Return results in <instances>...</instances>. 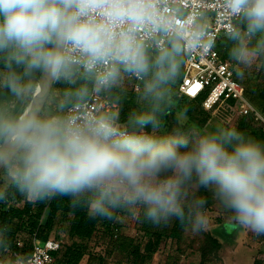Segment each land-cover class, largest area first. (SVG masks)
<instances>
[{"label": "clouds", "instance_id": "clouds-1", "mask_svg": "<svg viewBox=\"0 0 264 264\" xmlns=\"http://www.w3.org/2000/svg\"><path fill=\"white\" fill-rule=\"evenodd\" d=\"M158 3L0 0V91L27 107L13 116L0 104V174L29 202L67 196L90 219L139 213L154 226L176 220L194 234L209 223L203 188L232 221L264 236V142L235 126L157 135L178 79L181 42L192 47L204 37L201 26L163 15ZM222 4L234 20L226 30L228 57L242 79L264 67V0ZM141 29L166 34L170 46L150 55ZM122 70L144 81L140 106L126 122L73 111L90 94L118 87ZM79 80L86 83L76 86ZM45 81L69 85L49 110ZM8 198L0 186V203ZM8 232L0 225V250ZM0 264L26 258L0 255Z\"/></svg>", "mask_w": 264, "mask_h": 264}, {"label": "trees", "instance_id": "trees-1", "mask_svg": "<svg viewBox=\"0 0 264 264\" xmlns=\"http://www.w3.org/2000/svg\"><path fill=\"white\" fill-rule=\"evenodd\" d=\"M226 44L230 46V42L225 39ZM224 43V42H223ZM221 46H225V44ZM227 45V48H228ZM170 46V40L167 47ZM150 55H154L156 51L147 50ZM180 70L175 86H178L183 78V63L184 55L179 58ZM264 70V67H261ZM86 83L84 80H79L76 86ZM38 87V86H37ZM69 87L66 83L54 82L51 92L57 89L58 94L54 96L52 108L55 106V100L64 94V90ZM91 88V84H89ZM120 85L107 90L110 98L120 104L118 113L119 121L124 123L128 118L131 110L138 108V95L128 97L124 92H121ZM257 98L259 101H264V79L261 86L257 90ZM35 95V94H34ZM206 95H202L196 99H189L181 96L178 91L171 95V106L162 117V124L167 123L169 118H173L183 129L201 131L205 129L210 118L211 112L205 110L202 102ZM137 100V101H136ZM0 103H7L11 105L10 114L13 116H20L27 107L14 101V99L4 91H0ZM46 108V106H45ZM161 124V125H162ZM235 126L239 130L256 137L261 142H264V128L261 124L256 122L250 115L235 114L228 122L226 127ZM9 198L6 203H0V225L8 227L9 232L7 237H10L11 246L15 252L21 254L26 259L30 256L33 248V235L45 242L52 232L62 239V235L57 233L58 224L67 223V234L65 242L58 251L53 252L54 264H82L81 262L86 258L85 264H105V258L101 254L91 252L88 242L95 236L99 229H103L105 233H109L114 241L118 244L114 246V250L125 255L128 258L137 256L141 250L142 245L137 243L135 238L124 236L121 238L116 233L112 224L102 222L101 218L90 219L87 215V209L84 206L72 207V201L67 196H56L50 200L41 202H29L26 200L24 205H12L11 202H21L25 198L19 196L15 192V188L9 185L7 187ZM182 225L179 221L174 222V227L170 233L171 237H178ZM27 228V231H26ZM24 230L26 231L24 233ZM25 234L24 236H21ZM163 234L157 236L153 244L158 245ZM227 238L230 235L226 236ZM18 241L23 242V246L17 245ZM211 248L209 255L217 254L222 244L216 238H210ZM148 249L150 243L147 244ZM206 253H202L200 264H206Z\"/></svg>", "mask_w": 264, "mask_h": 264}, {"label": "rangeland", "instance_id": "rangeland-1", "mask_svg": "<svg viewBox=\"0 0 264 264\" xmlns=\"http://www.w3.org/2000/svg\"><path fill=\"white\" fill-rule=\"evenodd\" d=\"M203 20H205V23L210 22L207 15L199 20V23H203ZM223 44H225V46L221 47V53L224 57L229 58V45L228 43L226 44L225 40ZM263 76L264 74L262 70L254 68L246 71L241 80L245 83L248 96L257 107L263 110L264 113V105L258 100L256 94L257 86ZM236 78L240 80L238 76H236ZM119 85L121 87V92H124L128 97H131L134 96V94L138 95L139 92L142 93L144 81L141 82L139 91H134L129 82L124 79L120 81ZM175 92H177V87L173 85L172 94ZM57 94V89H55L54 92H51L45 110L52 108L54 96ZM0 104L6 105L8 112L10 113L11 105L7 103ZM139 106L140 105L138 104V107ZM105 116H108V114L100 113V117ZM228 122L225 114H218L217 112L211 114V118L205 129L196 132L204 134L215 131L217 127H226ZM174 129L188 131V129H183L178 122L170 117L167 123L161 125L157 135H167ZM9 185L7 177L0 174V186L8 187ZM198 194L207 199L206 207L209 223L206 230L194 234L191 231H186L184 226H182L178 237L175 238L170 236L175 220L167 226H154L149 222L142 221V217H140L139 213L137 216H133L128 212L117 211L112 220L101 218V223L106 222L112 224L114 230L121 236V238L124 236L135 238L137 243L142 245L141 252L137 256L128 258L115 251L114 246H117L118 243L113 240L109 233H105L102 228L99 229L95 236L88 242L91 252L103 255L105 258V264H200L202 253H206L207 255L206 264H226L223 261V257L226 256V254L232 255L233 253L231 249L242 252V255L244 256L243 264H253L255 260L264 258V236L255 235L250 230H247L232 221L230 219V213L220 207L218 202L214 199L212 191L201 188L199 189ZM25 202L26 199L22 200L21 204L14 201L10 204L24 205ZM67 225V223H60L57 226V233H60L63 236L62 245L66 241ZM26 231L24 230V233ZM160 233L163 234L162 239H160L158 245L153 244ZM24 235L25 234L21 236ZM227 235H230V237L227 238ZM211 237L222 242V247L215 255H209ZM6 239L7 245L10 246L6 245L5 249L0 250V255H15V251L11 246L10 237H7ZM149 243L150 248L148 249L147 244ZM82 262L85 263V260Z\"/></svg>", "mask_w": 264, "mask_h": 264}, {"label": "built area", "instance_id": "built-area-1", "mask_svg": "<svg viewBox=\"0 0 264 264\" xmlns=\"http://www.w3.org/2000/svg\"><path fill=\"white\" fill-rule=\"evenodd\" d=\"M161 13L178 23L187 22L201 26L204 37L198 45L184 47L183 78L178 86V94L196 99L206 95L202 102L205 110L211 114H225L230 121L235 114L250 115L264 128V113L248 97L242 83L234 74L233 64L223 57L220 44L226 38V30L234 23L231 15L223 8L222 0H159ZM103 11V9H100ZM208 16L209 23H199ZM138 39L146 50L157 51L158 46L167 47L170 37L164 33L149 34L141 29ZM127 80L134 91L140 90L143 80L134 74L121 72V80ZM120 80V81H121ZM120 104L112 100L106 91L92 93L82 102L73 106V111L81 115L92 114L100 117V113L118 114ZM120 122V121H119ZM122 123V122H120ZM21 204V202L19 203ZM17 245L22 247L23 242ZM62 241L48 238L45 242L33 235V248L26 264H54L53 252L61 248Z\"/></svg>", "mask_w": 264, "mask_h": 264}, {"label": "crops", "instance_id": "crops-1", "mask_svg": "<svg viewBox=\"0 0 264 264\" xmlns=\"http://www.w3.org/2000/svg\"><path fill=\"white\" fill-rule=\"evenodd\" d=\"M226 39V38H225ZM224 39V40H225ZM224 40L222 41V43L224 42ZM221 43V44H222ZM221 44H220V48L222 47L221 46ZM224 57V56H223ZM224 58H226V57H224ZM226 59H228L229 60V58H226ZM233 64V63H232ZM233 69H234V74H235V76H238L237 75V69H236V66L233 64ZM260 70H262V72H263V74H264V70L263 69H261V68H259ZM240 78V77H239ZM243 79V78H242ZM263 79H264V76H263V78H262V80L260 81V83L258 84V88L261 86V84H262V82H263ZM241 83H242V85L244 86V88H245V92H246V94L248 95V92H247V90H246V86H245V83H243V80H241V78H240V80H239ZM258 88H257V90H258ZM249 97V96H248ZM250 98V97H249ZM250 100H251V98H250ZM252 101V100H251ZM253 102V101H252ZM254 103V102H253ZM261 103H263V105H264V101H261ZM255 104V103H254ZM259 108V107H258ZM260 109V108H259ZM261 110V109H260ZM261 111H263V110H261ZM49 238H54L55 240H61L62 241V243H63V239H60V238H58L56 235H55V232H52L51 233V235H50V237ZM221 242V241H220ZM222 243V242H221ZM62 246V245H61ZM231 251H232V255H227L226 254V256H224L223 257V261H224V263H226V264H243V255H242V252L241 251H238V250H233V249H231ZM15 254H17V252H15ZM222 255V254H221ZM261 259V260H260ZM85 260V262H86V258L84 259ZM83 260V261H84ZM82 264H85V263H83V262H81ZM253 264H264V258L262 259V258H259V260H255L254 262H253Z\"/></svg>", "mask_w": 264, "mask_h": 264}, {"label": "water", "instance_id": "water-1", "mask_svg": "<svg viewBox=\"0 0 264 264\" xmlns=\"http://www.w3.org/2000/svg\"><path fill=\"white\" fill-rule=\"evenodd\" d=\"M54 82H55V81H52V82L49 84L47 81H45V83H44V88H46V89L48 90V99H49V97H50V94H51V91H52V88H53V84H54ZM40 94H41V88H40V86L38 85L37 90H36V93H35L34 96H39ZM47 101H48V100H47ZM47 101L44 103V108H45V106H46ZM39 102H40V101H38V103H39ZM25 111H27V108L25 109Z\"/></svg>", "mask_w": 264, "mask_h": 264}]
</instances>
